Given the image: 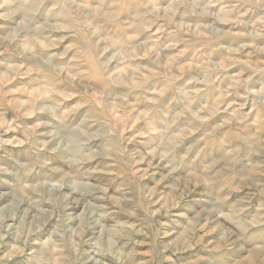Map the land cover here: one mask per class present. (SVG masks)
<instances>
[{"label":"rangeland","instance_id":"374dc122","mask_svg":"<svg viewBox=\"0 0 264 264\" xmlns=\"http://www.w3.org/2000/svg\"><path fill=\"white\" fill-rule=\"evenodd\" d=\"M0 264H264V0H0Z\"/></svg>","mask_w":264,"mask_h":264},{"label":"bare ground","instance_id":"6f19581e","mask_svg":"<svg viewBox=\"0 0 264 264\" xmlns=\"http://www.w3.org/2000/svg\"><path fill=\"white\" fill-rule=\"evenodd\" d=\"M229 173V172H228ZM218 219V218H217ZM231 240V239H230Z\"/></svg>","mask_w":264,"mask_h":264}]
</instances>
